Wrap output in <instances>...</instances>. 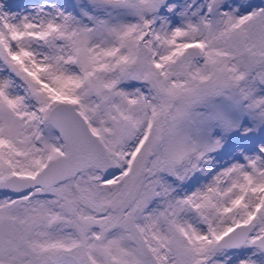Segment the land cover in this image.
<instances>
[{"label":"snow or ice","instance_id":"1","mask_svg":"<svg viewBox=\"0 0 264 264\" xmlns=\"http://www.w3.org/2000/svg\"><path fill=\"white\" fill-rule=\"evenodd\" d=\"M0 264H264V0H0Z\"/></svg>","mask_w":264,"mask_h":264}]
</instances>
